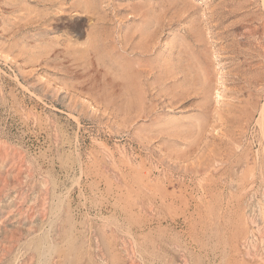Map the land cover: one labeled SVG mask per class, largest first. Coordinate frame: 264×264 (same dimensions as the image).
Masks as SVG:
<instances>
[{
    "label": "rangeland",
    "instance_id": "rangeland-1",
    "mask_svg": "<svg viewBox=\"0 0 264 264\" xmlns=\"http://www.w3.org/2000/svg\"><path fill=\"white\" fill-rule=\"evenodd\" d=\"M0 264H264V0H0Z\"/></svg>",
    "mask_w": 264,
    "mask_h": 264
},
{
    "label": "bare ground",
    "instance_id": "bare-ground-1",
    "mask_svg": "<svg viewBox=\"0 0 264 264\" xmlns=\"http://www.w3.org/2000/svg\"><path fill=\"white\" fill-rule=\"evenodd\" d=\"M137 42H138V41H137ZM136 45H137V44H136ZM140 45H141V44H140ZM127 69H128V68H127ZM127 69H126V70H127ZM134 71H135V70H134ZM126 72H127V71H126ZM138 72H139V71H138ZM128 74H129V73H128ZM128 74H127V76H128ZM133 74H134V73H133ZM129 76H132V75L129 74ZM134 76H135V75H134ZM138 76H139V74H138ZM132 77H133V76H132ZM136 77H137V76H136ZM139 77H140V76H139ZM139 77H137V78H139ZM134 78H135V77H134ZM127 79H129V78L127 77ZM132 79H133V78H132ZM129 80H130V79H129ZM133 80H134V79H133ZM137 80H138L139 82L141 81L140 79H136V81H137ZM130 81H131V80H130ZM131 82H132V81H131ZM134 82H135V80H134ZM132 83H133V82H132ZM132 83H131V84H132ZM136 83H137V82H136ZM136 83H135V84H136ZM153 83H154V82H153ZM127 84H128V83H127ZM131 84H128L127 86H129V85H131ZM135 84H134V85H135ZM139 84H141V87H142V83L140 82ZM139 84H138V85H139ZM134 85H133V86H134ZM136 86H137V84H136ZM129 87H130V86H129ZM137 87H138V86H137ZM127 88H128V87H127ZM130 89H131V87H130ZM130 89H129V90H130ZM131 90H132V89H131ZM136 90H138V89H136ZM128 92H129V91H128ZM132 92H133V91H132ZM132 92H129V93H130L129 95H131ZM136 93H137V92H136ZM141 95H142V94H141ZM64 97H65V96H64ZM59 99H60V98H59ZM135 103L137 104V102H134V104H135ZM132 104H133V102H132ZM136 104H135V105H136Z\"/></svg>",
    "mask_w": 264,
    "mask_h": 264
}]
</instances>
